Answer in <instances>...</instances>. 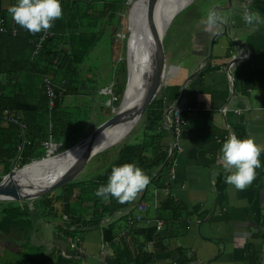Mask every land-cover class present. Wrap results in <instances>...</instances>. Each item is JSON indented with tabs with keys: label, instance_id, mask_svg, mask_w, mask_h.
<instances>
[{
	"label": "crops",
	"instance_id": "1",
	"mask_svg": "<svg viewBox=\"0 0 264 264\" xmlns=\"http://www.w3.org/2000/svg\"><path fill=\"white\" fill-rule=\"evenodd\" d=\"M246 9L259 13V21L246 24ZM210 10L224 19L209 31ZM184 23L164 47L161 89L130 130L93 155L71 184L36 199L22 220L26 238L40 223L36 237L54 251L55 264H115L102 235L111 223L117 243L125 238L132 253L141 246L151 254L147 264H264V152L256 179L243 191L226 183L229 173L219 162L231 133L264 145V0H204ZM175 107L186 121L176 136L169 119ZM125 163L150 177L137 199L121 204L97 197L112 168ZM168 175L173 208L159 210ZM141 199L148 204L145 220L129 221ZM101 206L113 210L99 216ZM72 235L80 237L81 256L68 244ZM16 241L6 240V249Z\"/></svg>",
	"mask_w": 264,
	"mask_h": 264
},
{
	"label": "trees",
	"instance_id": "2",
	"mask_svg": "<svg viewBox=\"0 0 264 264\" xmlns=\"http://www.w3.org/2000/svg\"><path fill=\"white\" fill-rule=\"evenodd\" d=\"M60 2L63 16L53 22V27L49 30L52 34L46 36L38 52L33 53L35 43L43 31L32 34L21 28L8 13V8L16 4L17 0H0V19L4 21L6 28L0 32V180L12 170L14 163L21 167L44 157L45 141L61 143L64 150L87 136L94 129L96 116L92 115L95 110L87 109L83 103L90 101V96L92 100L94 97L101 99L108 97L107 93L105 95L99 92L101 85L97 74L89 76L90 81L87 85L89 79L85 77V67L96 50L100 51L102 48L105 50L103 46H106L107 38L115 30L126 0H60ZM13 28L15 33H12ZM121 50L124 56L125 45ZM123 56L119 60L115 59L113 67H110V72L120 73L123 78L118 84L113 80V75L109 77L113 81L110 96L114 97L110 107L115 109L122 99L125 87L127 68ZM45 79L50 82L55 94L52 105L45 89ZM87 86L92 92H88ZM67 96H74L76 105L71 107L63 103ZM5 109L18 114L26 127L25 133L30 143L23 146L19 156L18 145L21 143L19 125L4 117ZM80 119H83L84 124L88 121L90 130L86 124L82 131L77 130ZM171 161L172 158L166 161L163 171L169 167ZM71 182L72 180L67 184ZM169 197L170 195L164 197L159 210L173 208ZM14 201L17 200L0 201V218H6L4 221L6 224L10 222L13 225L14 220L22 221L21 218L28 216L29 208L21 207L23 203L20 201L19 203ZM104 210L110 214L113 209L111 206L106 208L101 206L99 216L105 215ZM39 226V222L33 225L28 238L22 236L26 230L21 228L22 230L17 232L20 235L13 250L3 247V241H0V248L6 251L5 256L0 254V258L4 259L3 262L0 260V264H55L57 257L54 251L45 250L36 237ZM102 235L103 240L114 250L115 264H147L150 261L151 254L141 246L135 248V253H132L128 244H125V238L117 243L112 223L102 230ZM71 264H79V259L73 260Z\"/></svg>",
	"mask_w": 264,
	"mask_h": 264
},
{
	"label": "clouds",
	"instance_id": "3",
	"mask_svg": "<svg viewBox=\"0 0 264 264\" xmlns=\"http://www.w3.org/2000/svg\"><path fill=\"white\" fill-rule=\"evenodd\" d=\"M12 20L21 28L32 34L47 33L53 22L63 16L60 0H17L8 8ZM243 20L252 25L258 22L259 13L245 10ZM223 17L215 10H210L205 23L210 31L223 21ZM264 152V145L257 144L254 137L240 139L235 133L229 134L220 150L219 162L223 166L226 183L243 191L256 179V170L261 167L259 159ZM150 177L135 163H125L112 168L106 185L100 186L95 195L108 202L115 198L119 203L132 202L146 188Z\"/></svg>",
	"mask_w": 264,
	"mask_h": 264
},
{
	"label": "water",
	"instance_id": "4",
	"mask_svg": "<svg viewBox=\"0 0 264 264\" xmlns=\"http://www.w3.org/2000/svg\"><path fill=\"white\" fill-rule=\"evenodd\" d=\"M129 1L130 0H126L127 3H129ZM159 1L160 0H144L147 23L146 32L148 35H150V37L148 36L147 38L149 39L147 40V46H149L151 51V62L150 71L146 81V88L139 106L136 109L123 107V101L129 82L128 53L130 29L128 28L125 51L127 80L122 93V99L120 100L116 112L109 118L98 124L87 136L81 138L76 143L62 150L61 152L50 156L54 157L55 155L61 153H68L69 151H73L79 145L81 146L82 144H84L83 150L78 155L70 157L69 162L67 163L66 167H64V169L59 173L58 178H56L54 181L47 184L46 186L38 188L36 191L26 190L32 188L33 186L30 183H22L16 181L13 175L27 165H30L34 162H42L44 159L47 158L48 153H46L47 155L40 159L33 160L29 163L22 165L20 168H17V171H15V169H12L10 172L3 175L0 180V200L22 201L26 199H36L40 196H44L48 193H51L54 189L64 186L65 184L77 177V175L82 171V169L86 166V164L93 155L119 141L118 139L124 133L126 134L130 130L133 124L137 121V119L145 111V109L148 107V105L151 103V101L161 89L166 70V55L163 45V38L165 36L166 30L175 15L192 0H185L181 5H179L172 12L171 16L164 22V24L158 23L156 21V5ZM109 92L111 93V89H109ZM125 122H130V124L128 125V128L123 134L120 133V135L118 137H115L113 140L107 139L99 145H95L99 134H101L103 130L107 129L108 127L115 126L117 124H122ZM125 134L123 136H125Z\"/></svg>",
	"mask_w": 264,
	"mask_h": 264
},
{
	"label": "bare ground",
	"instance_id": "5",
	"mask_svg": "<svg viewBox=\"0 0 264 264\" xmlns=\"http://www.w3.org/2000/svg\"><path fill=\"white\" fill-rule=\"evenodd\" d=\"M185 0H160L156 5V21L164 24L171 16L172 12L181 5ZM131 10L128 16V28L130 29L129 37V53H128V68L129 82L125 93L123 107L136 109L144 95L146 88L147 76L150 71V48L147 46V39L150 35L147 34V23L145 15L144 0L129 1ZM149 43V41H148ZM130 122L117 124L108 127L99 134L95 145H99L104 140L118 137L125 132ZM125 134V133H124ZM123 134V135H124ZM121 136L118 140H121ZM118 142V141H117ZM56 145L55 143H51ZM50 145L47 148V158L42 162H34L17 171L13 177L16 181L22 183H30L33 187L30 191H36L38 188L44 187L47 184L58 178L59 173L66 167L70 157L78 155L84 148V144L79 145L73 151L61 153L50 157L57 153L58 146Z\"/></svg>",
	"mask_w": 264,
	"mask_h": 264
},
{
	"label": "rangeland",
	"instance_id": "6",
	"mask_svg": "<svg viewBox=\"0 0 264 264\" xmlns=\"http://www.w3.org/2000/svg\"><path fill=\"white\" fill-rule=\"evenodd\" d=\"M132 1V0H130ZM204 0H192L191 2H189L187 5H185L179 12L178 14L175 15V18H173V20L171 21L169 27L166 30L165 36L163 38V44L166 48H168V44L172 43L173 41H175V38L177 37L176 35H178L184 25V20H188L189 18H192V14L193 11L196 8H199L202 5V2ZM131 9V5L130 3L125 2L123 4V8L121 9V13L119 16V21L116 23V28L115 30H113V33H111V35L107 38V41L105 42L106 46L105 50L104 48H102L100 51L96 50L94 52V54H92L91 56V60L86 64L85 67V77L87 79H89V76H95V74H97L96 77L99 76V85H101V87L99 88V92L101 94H105L107 93L108 97L105 99H101V97H94V99L92 100V96H90V101L88 102H84L83 105L87 106L86 108L89 110H95L92 112V115L96 116L95 118V123L93 124V128H95L96 124H98L99 122L103 121L106 117L113 115L116 110L118 109V105L117 108H112L110 107V103L111 101L114 99V97L110 96V92L109 89L112 87L113 81H111L109 79V77L111 75L113 80L115 81V83H120V81H122V77L120 73H116L114 71V73L111 71L110 72V67H113L114 64V60L117 59L119 60L120 58H122L123 54H122V47L125 45L126 47V39H127V32H128V16H129V11ZM183 22V24L180 25V23ZM185 30V29H184ZM109 31V30H108ZM122 55V56H121ZM125 57V54L124 56ZM126 60V59H125ZM97 63V65H96ZM123 76V74H122ZM127 80V73H126V79H125V83ZM90 79L88 80L87 85L89 84ZM88 90V92H92L89 90L88 86L86 88ZM86 98V97H85ZM110 98V99H109ZM81 102L83 101V99H80ZM121 100V99H120ZM67 105H70L72 107V105H76L77 101L75 99L74 96H67L64 99V102ZM120 103V102H119ZM73 110L75 108H72ZM71 110V109H70ZM83 119H80L77 124V130L78 131H82L83 126L86 124V127L88 130H90V125L88 124V121L84 123H82ZM92 129V128H91ZM93 130V129H92ZM91 130V131H92ZM55 143V142H54ZM59 148H58V152L62 151V145H58L57 143H55ZM47 150V147H45ZM46 152V151H45ZM57 152V153H58ZM56 154V152H55ZM15 168H20V166L17 163H14L12 169ZM1 174V172H0ZM64 188L65 186H61L60 188L54 189L52 191H60L61 188ZM42 197V196H40ZM38 197V198H40ZM38 198H36L38 200ZM36 199H26V200H22L20 201L21 203H23V206L21 207H28V208H32V205H35L34 201ZM0 201H4V200H0ZM15 203H19V201H14ZM0 220H2L3 222L6 221V218L2 217L0 218ZM13 225L15 226H19L20 228L24 229L27 228L28 226L23 224V222L19 219L14 220ZM6 226H9L8 224H6ZM7 230V227L3 228ZM5 231V230H4ZM3 232H1L0 230V235ZM1 239H4V237H6V235L1 236ZM80 238V237H79ZM5 241H3L4 243ZM11 243V242H10ZM14 242H12L11 244H13ZM11 246V245H10ZM0 254L4 255L6 254V251L1 250L0 248ZM1 262L4 261L3 258H0Z\"/></svg>",
	"mask_w": 264,
	"mask_h": 264
},
{
	"label": "built area",
	"instance_id": "7",
	"mask_svg": "<svg viewBox=\"0 0 264 264\" xmlns=\"http://www.w3.org/2000/svg\"><path fill=\"white\" fill-rule=\"evenodd\" d=\"M6 28H5V23L2 19H0V32L1 31H4ZM12 33H15V29L13 28L12 29ZM52 33L50 31H48L47 33H42L41 37L39 38V40L35 43V49L33 51V53H37L40 46H41V42L43 41V39L48 36V35H51ZM45 89H46V92L47 94L49 95V100H50V105L53 104V100H54V97H55V94L53 92V89H52V86L50 84V82L45 79ZM3 115L6 119H8V121H13V122H16L18 123L19 125V133H20V136H21V143L18 145V148H19V153H18V156L20 154V151L22 150L23 146L25 144H29L30 141L29 139L27 138L26 136V133H25V130H26V127H25V124L24 122L21 121L20 117L18 114H14V112L12 110H9V109H5L4 112H3ZM169 119L171 121V124H172V130L176 135H178L181 130L183 129V127L185 126L186 124V121L184 119V117L181 115V109L178 108V107H175L171 110V113H170V116H169ZM51 140H48V141H45L43 144L46 145L47 148H49L50 145H53L51 144ZM58 145H60L61 143H57ZM56 146V145H54ZM15 169V167H14ZM17 169V168H16ZM171 179L170 175H168L166 177L165 180H163V185H162V190H163V193L166 195H169L170 193V188H169V180ZM148 204L145 202V201H139L136 205V212L133 216H130L129 218V221H137V222H140V221H144V217H143V214L144 212L146 211V208H147ZM162 224V220L161 219H157L156 220V228L159 229L160 226ZM124 234V233H123ZM79 236L77 235H72V236H69L67 238V241H68V244L69 246L71 247V249L74 250V255L76 256H81V254L83 253V249L82 247L79 245Z\"/></svg>",
	"mask_w": 264,
	"mask_h": 264
},
{
	"label": "flooded vegetation",
	"instance_id": "8",
	"mask_svg": "<svg viewBox=\"0 0 264 264\" xmlns=\"http://www.w3.org/2000/svg\"><path fill=\"white\" fill-rule=\"evenodd\" d=\"M21 219L25 220L26 218H21ZM5 227H7V230L3 229ZM0 230H1V232L4 233V235H6V237H4V239H1L2 238L1 236L3 235V233H2L0 235V241H6V240L10 241L15 237H16V239H18L20 234H17V232H20L19 230H22V229L19 226H15V225L6 226V223H4L3 221L2 222L0 221ZM2 244L6 247L7 243L2 242Z\"/></svg>",
	"mask_w": 264,
	"mask_h": 264
}]
</instances>
